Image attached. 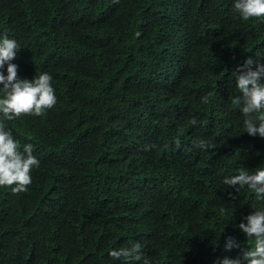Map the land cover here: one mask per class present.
I'll use <instances>...</instances> for the list:
<instances>
[{"label":"trees","instance_id":"obj_1","mask_svg":"<svg viewBox=\"0 0 264 264\" xmlns=\"http://www.w3.org/2000/svg\"><path fill=\"white\" fill-rule=\"evenodd\" d=\"M231 5L0 0L18 76L49 72L57 97L6 122L40 163L26 192L0 187V264H123L109 252L134 241L151 264H213L240 254L225 235L251 246L236 227L264 202L223 178L264 164L231 75L264 54V19Z\"/></svg>","mask_w":264,"mask_h":264},{"label":"clouds","instance_id":"obj_2","mask_svg":"<svg viewBox=\"0 0 264 264\" xmlns=\"http://www.w3.org/2000/svg\"><path fill=\"white\" fill-rule=\"evenodd\" d=\"M231 7L242 21L264 19V0H232ZM19 47L16 39L0 32V187L14 185L11 188L14 193L28 190L27 186L32 182L31 170L38 167L40 161L33 155L34 146L31 143L24 144L23 150H20V142L6 127V122L25 114L39 116L57 103L49 72H37L31 79L18 76V65L12 61ZM231 75L235 88L241 94L235 97V102L240 105L244 117L245 133L264 138V54L256 59L245 58L243 63L236 65ZM203 99L206 102L207 98ZM191 124L196 125L197 120L192 118ZM198 146L205 149L213 147L204 140ZM223 183L235 192L246 187L254 193L255 201L264 202V164L251 172L239 169L238 174L225 176ZM227 195L233 196V193ZM236 228L251 242V246H245L244 241L233 235H225L223 248L226 251L237 248L240 254L235 258L217 257L213 264H264V204L253 206L246 214L241 213ZM109 255L114 260L122 259L123 264H151L139 241L113 248Z\"/></svg>","mask_w":264,"mask_h":264}]
</instances>
